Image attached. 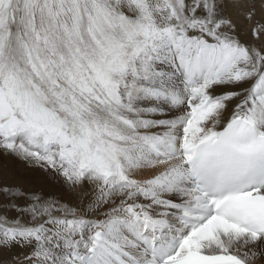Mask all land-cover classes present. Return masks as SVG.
Masks as SVG:
<instances>
[{
  "label": "snow or ice",
  "instance_id": "snow-or-ice-1",
  "mask_svg": "<svg viewBox=\"0 0 264 264\" xmlns=\"http://www.w3.org/2000/svg\"><path fill=\"white\" fill-rule=\"evenodd\" d=\"M0 153L2 264H264V0H0Z\"/></svg>",
  "mask_w": 264,
  "mask_h": 264
},
{
  "label": "rangeland",
  "instance_id": "rangeland-1",
  "mask_svg": "<svg viewBox=\"0 0 264 264\" xmlns=\"http://www.w3.org/2000/svg\"><path fill=\"white\" fill-rule=\"evenodd\" d=\"M235 18L240 25L241 31L245 33L242 39H251L250 35L247 34L248 27H246V22H244L243 18ZM4 186L17 188L26 194L43 193L46 196L56 197L62 202L72 206L78 205L80 199L83 198V193L69 192L62 178H54L53 176L45 175L38 168L25 165L23 161L16 157L0 153V187ZM45 191H51V193H46ZM4 202L5 198L3 194L0 193V205ZM26 202L27 201L22 198L18 203L24 204ZM9 215L11 216V214ZM6 261H9V257L0 260V264Z\"/></svg>",
  "mask_w": 264,
  "mask_h": 264
},
{
  "label": "bare ground",
  "instance_id": "bare-ground-1",
  "mask_svg": "<svg viewBox=\"0 0 264 264\" xmlns=\"http://www.w3.org/2000/svg\"><path fill=\"white\" fill-rule=\"evenodd\" d=\"M246 27H247V25H246ZM17 161V160H16ZM46 193H51V191H45ZM26 194V193H25ZM82 199V198H81ZM80 199V200H81ZM20 201V200H19ZM18 201V202H19ZM69 201V200H68ZM74 201V200H73ZM74 203V202H73ZM76 203H78V202H76ZM9 214H11V216L12 217H14L16 214L14 213V212H12V213H9ZM16 250H13V251H8V250H3V251H0V260H2V259H4V258H7V257H9V260L11 259V257H12V255L14 254V252H15Z\"/></svg>",
  "mask_w": 264,
  "mask_h": 264
}]
</instances>
